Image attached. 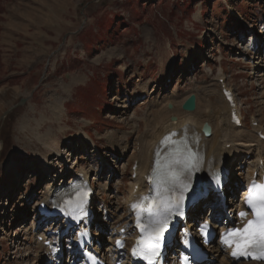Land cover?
Returning a JSON list of instances; mask_svg holds the SVG:
<instances>
[{
	"label": "rangeland",
	"instance_id": "374dc122",
	"mask_svg": "<svg viewBox=\"0 0 264 264\" xmlns=\"http://www.w3.org/2000/svg\"><path fill=\"white\" fill-rule=\"evenodd\" d=\"M248 37L257 46L246 52ZM219 75L244 138L251 119L264 131V0H0V117L24 100L0 121V264L42 263L34 232L46 224L34 206L45 183L73 167L96 190L94 233L111 255L152 113L184 116L183 101L203 103ZM242 152L232 175L252 158ZM242 174L232 177L239 187Z\"/></svg>",
	"mask_w": 264,
	"mask_h": 264
},
{
	"label": "bare ground",
	"instance_id": "6f19581e",
	"mask_svg": "<svg viewBox=\"0 0 264 264\" xmlns=\"http://www.w3.org/2000/svg\"><path fill=\"white\" fill-rule=\"evenodd\" d=\"M242 45L243 44L241 43V46ZM202 90L201 95L203 97V103H196L195 110L193 112H183L184 116H180L181 113L178 110L172 109V101L168 100L170 102L168 104L171 105V111L177 116L174 117V121L170 120L168 112L164 111L165 109L163 110L162 107H157L155 112L152 113L153 119L151 118L149 120V129H151L152 126L155 127L154 129L149 130V137L146 134L144 139L142 138V142H139V155L131 157L136 161V170L133 173L138 177L137 179L135 177L133 180L134 184H131L132 186L130 189L136 187V192L134 193L130 190L131 196L129 195L128 202L129 200H133L134 197L139 198L142 194L146 193L148 187H146L145 184V175L151 168L152 163L154 161H160L163 157H165L166 161H172L171 164L177 171H183L185 174L184 180L191 185L195 182L204 181L222 166H225L226 168L232 167L231 161L234 159L233 155H238L241 151H243L242 153L245 152V156L246 154L248 156L251 155V159L248 158L245 160L244 158L246 157H244L243 164L240 162L238 167L233 168L234 170L238 169V172L235 171L238 174H240L241 166L245 165L244 168L246 169V184L241 188V193L238 194L233 203V207L235 208V211L233 212L235 213L241 209L242 199L247 192L246 187L254 174L258 181L262 179V176L264 175V143L256 139L254 135L256 130L260 131L261 129H253L250 133L252 135H248V139L244 138L243 127L241 126L242 129H240L230 123L229 108L221 95L218 85L212 83L211 86H208L206 89L203 87ZM168 104L166 103V106L164 105L165 108ZM123 107L124 106L121 103L118 104L119 109ZM51 113L58 119L59 107L54 105L51 108ZM204 124L209 126V134L207 136L202 132ZM26 125L28 126V119L23 118L22 128ZM261 134L264 135V132L261 131ZM45 137L47 138L46 135L42 138L45 139ZM115 137L116 136L112 135L109 142L115 143L117 141L115 140ZM172 146L176 149L177 153L181 154L179 158L182 157L183 154L185 157L179 159L178 155L171 154L170 150L172 149ZM252 151L253 154H251ZM185 153L193 155L192 161L190 160V155ZM229 157L231 159L230 162ZM260 161L263 164L262 166L259 165ZM70 171L73 172L68 178L69 181L71 178L76 177L77 172H82L85 177L87 176V173L84 170L77 171L75 167L71 168ZM59 174L60 173H55L54 177L57 178ZM234 177H237V175L235 174ZM232 182L233 180L230 178V184H228L230 188ZM59 185L60 184H58L57 181H54V178H50L44 185L45 191L41 196L42 201H47L50 198L51 192ZM127 213L128 212H126V223L128 220ZM190 225L191 224L189 223L188 226ZM120 227L128 228L126 225H120ZM128 230L129 229H127V231ZM113 235V232H111V236ZM95 249L99 251L98 248L95 247ZM210 250V253H212L214 257L223 254V251L213 246H210ZM116 256H119V254L116 253ZM222 262H226V264L229 263L226 257L222 259Z\"/></svg>",
	"mask_w": 264,
	"mask_h": 264
},
{
	"label": "snow or ice",
	"instance_id": "6c2138e0",
	"mask_svg": "<svg viewBox=\"0 0 264 264\" xmlns=\"http://www.w3.org/2000/svg\"><path fill=\"white\" fill-rule=\"evenodd\" d=\"M174 180L177 183H182L179 181V174L174 177ZM186 187V186H185ZM254 190H258L259 194L254 199L252 193ZM168 191H174V189H169ZM249 196L246 199V204L248 208L252 210V214L254 216L253 220H249L245 225L243 230L233 229L228 233H225L222 237V242L228 246L232 247L233 244L236 245L235 250L232 251L233 257H251L252 259H264V185H256L253 184L249 189ZM86 195V194H85ZM147 199V198H145ZM182 199V195L180 197ZM163 201V197H161ZM138 207L137 204H133L132 208L136 209ZM175 209V212L172 211ZM180 213V203L179 199L172 203L171 197L168 198L167 203H162L159 205L154 213L149 214V227L151 228L152 235L149 237L148 241L137 242V247L140 246L141 243L144 244L142 259L147 261V264H152V257L158 255V248L160 239L163 236V232L167 228L168 219L173 214ZM242 218L247 215L246 212H240L239 214ZM138 226H140V217L138 216ZM204 229L207 228V225L203 226ZM142 232L144 229H141ZM203 230V229H202ZM243 232V241L237 239H229L228 237L234 236L237 232ZM119 245V241L117 242ZM137 247L133 248V255H137Z\"/></svg>",
	"mask_w": 264,
	"mask_h": 264
},
{
	"label": "water",
	"instance_id": "95a60500",
	"mask_svg": "<svg viewBox=\"0 0 264 264\" xmlns=\"http://www.w3.org/2000/svg\"><path fill=\"white\" fill-rule=\"evenodd\" d=\"M24 103V100H20L17 104L15 105H12L9 109H7L3 114L2 116L0 117V121L3 120L13 109H15L16 107L18 106H21L23 105ZM170 107V106H169ZM181 109L184 110V111H187V112H191L195 109V97L194 95H190L185 101L184 103L182 104L181 106ZM203 132L205 134H208L209 132V128L204 125L203 127Z\"/></svg>",
	"mask_w": 264,
	"mask_h": 264
}]
</instances>
